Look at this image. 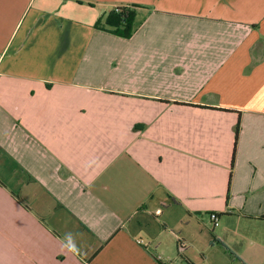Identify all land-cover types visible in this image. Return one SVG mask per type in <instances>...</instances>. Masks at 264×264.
Here are the masks:
<instances>
[{
  "label": "crops",
  "instance_id": "0c3cea01",
  "mask_svg": "<svg viewBox=\"0 0 264 264\" xmlns=\"http://www.w3.org/2000/svg\"><path fill=\"white\" fill-rule=\"evenodd\" d=\"M0 264H264V0H0Z\"/></svg>",
  "mask_w": 264,
  "mask_h": 264
},
{
  "label": "trees",
  "instance_id": "16d2710c",
  "mask_svg": "<svg viewBox=\"0 0 264 264\" xmlns=\"http://www.w3.org/2000/svg\"><path fill=\"white\" fill-rule=\"evenodd\" d=\"M139 7L140 5L119 6L107 14L104 23L99 19L96 27L111 31L121 37L130 38L135 31V19ZM239 132L240 122L235 128V148L237 147Z\"/></svg>",
  "mask_w": 264,
  "mask_h": 264
},
{
  "label": "built area",
  "instance_id": "2783aa9c",
  "mask_svg": "<svg viewBox=\"0 0 264 264\" xmlns=\"http://www.w3.org/2000/svg\"><path fill=\"white\" fill-rule=\"evenodd\" d=\"M210 218H211V221H212L214 226H219V224H220V215L218 213L212 212L210 214Z\"/></svg>",
  "mask_w": 264,
  "mask_h": 264
},
{
  "label": "clouds",
  "instance_id": "9594fccd",
  "mask_svg": "<svg viewBox=\"0 0 264 264\" xmlns=\"http://www.w3.org/2000/svg\"><path fill=\"white\" fill-rule=\"evenodd\" d=\"M68 239L70 240V236L68 237ZM69 246H70V248H71L72 251H76L77 250L75 248V245L74 244H70Z\"/></svg>",
  "mask_w": 264,
  "mask_h": 264
}]
</instances>
